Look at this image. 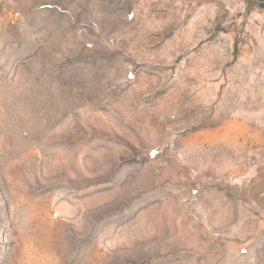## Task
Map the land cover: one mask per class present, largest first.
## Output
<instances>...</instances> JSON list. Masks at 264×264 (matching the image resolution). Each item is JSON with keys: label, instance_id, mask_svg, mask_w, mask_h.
I'll return each instance as SVG.
<instances>
[{"label": "rangeland", "instance_id": "1", "mask_svg": "<svg viewBox=\"0 0 264 264\" xmlns=\"http://www.w3.org/2000/svg\"><path fill=\"white\" fill-rule=\"evenodd\" d=\"M0 264H264V0H0Z\"/></svg>", "mask_w": 264, "mask_h": 264}]
</instances>
